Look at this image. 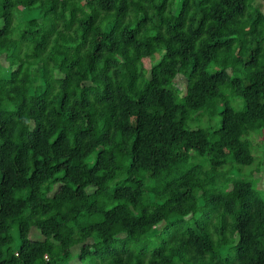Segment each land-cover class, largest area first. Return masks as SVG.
Masks as SVG:
<instances>
[{
	"label": "trees",
	"instance_id": "obj_1",
	"mask_svg": "<svg viewBox=\"0 0 264 264\" xmlns=\"http://www.w3.org/2000/svg\"><path fill=\"white\" fill-rule=\"evenodd\" d=\"M252 134L256 0H0V264H264Z\"/></svg>",
	"mask_w": 264,
	"mask_h": 264
},
{
	"label": "rangeland",
	"instance_id": "obj_2",
	"mask_svg": "<svg viewBox=\"0 0 264 264\" xmlns=\"http://www.w3.org/2000/svg\"><path fill=\"white\" fill-rule=\"evenodd\" d=\"M256 7L261 9L264 12V0H256ZM28 13L23 12L19 17L22 19L25 15ZM160 57V53H157L154 55V59L152 61H157ZM175 85L180 89L184 86L183 78L182 76H178L175 81ZM235 106L237 109H240L242 107V101L239 97L236 98ZM201 125L206 127V121H201ZM212 129H209L211 131ZM250 142L255 150V156L257 157V164H254L249 167L243 168V170L248 171L249 169L252 170V172H255V175H259L260 179L257 181L258 187L264 190V139L262 135L259 134H252L250 137ZM256 167H259L261 171H257ZM244 173V172H243ZM241 175V174H239Z\"/></svg>",
	"mask_w": 264,
	"mask_h": 264
}]
</instances>
